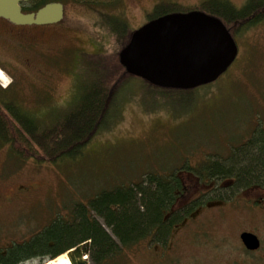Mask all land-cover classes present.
<instances>
[{
  "label": "rangeland",
  "instance_id": "obj_1",
  "mask_svg": "<svg viewBox=\"0 0 264 264\" xmlns=\"http://www.w3.org/2000/svg\"><path fill=\"white\" fill-rule=\"evenodd\" d=\"M161 1L194 7L206 0H62L65 18L45 32L43 44L23 53L11 41H0V69L9 72L5 85L12 72L16 101L35 111L42 106L34 104L44 100L66 101L71 89L73 100L79 99L85 85L96 80L93 63L111 68L115 78L124 41L150 21L148 14ZM226 1L235 8L246 2ZM235 40L237 60L210 84L172 89L126 76L129 86L112 123L74 158L39 162L0 146V189L11 196L17 186L26 187L15 204L0 212V246L31 240L55 218H67L74 204L88 203L102 190L138 183L148 174H176L185 185L177 205L197 203L187 219L176 223L177 234L170 228L164 240L149 239L136 256H127L126 248L121 259L106 264H264V211L251 207L249 189L231 187V177L214 182L197 176L214 160L235 161L247 143L264 138V20L238 32ZM76 69L83 73L74 90ZM244 231L257 234L261 247L246 249L240 239ZM70 263L62 254L22 264Z\"/></svg>",
  "mask_w": 264,
  "mask_h": 264
},
{
  "label": "trees",
  "instance_id": "obj_2",
  "mask_svg": "<svg viewBox=\"0 0 264 264\" xmlns=\"http://www.w3.org/2000/svg\"><path fill=\"white\" fill-rule=\"evenodd\" d=\"M190 11L217 16L235 39L238 32L264 20V0H246L241 8H235L226 0H206L194 7L161 1L148 16L151 21L167 14ZM131 34L124 41L125 45ZM91 68H96L93 70L96 80L85 85L87 89L79 99L73 100L76 93L72 92V99L57 116L52 110L30 112L15 100L0 104V146L8 145L18 158H34L39 162H57L79 155L101 128L110 126L129 86L126 76L130 74L119 60L113 80L112 69L104 64L93 63ZM79 73H83L82 69H76L74 90L80 82ZM1 95L0 92V99ZM117 95L119 100H116ZM246 146L237 151L234 162L214 160L212 166L201 168L197 176L201 181L214 182L231 177L233 188L248 189L253 183L264 184V138L252 140ZM223 188L220 184L218 190ZM184 190V182L176 174L160 177L154 173L135 184L102 190L88 203L74 204L67 218H55L31 240L14 243L6 256L0 254V264H20V257L32 256L33 253L56 257L89 239L91 258L96 264L120 259L122 247L129 246V242L134 243L147 236L151 241H162L172 225L189 216L197 203L177 205V199ZM104 226L111 227L112 232Z\"/></svg>",
  "mask_w": 264,
  "mask_h": 264
},
{
  "label": "water",
  "instance_id": "obj_3",
  "mask_svg": "<svg viewBox=\"0 0 264 264\" xmlns=\"http://www.w3.org/2000/svg\"><path fill=\"white\" fill-rule=\"evenodd\" d=\"M0 0V17L14 24H51L64 17L61 1L49 2L35 12L25 13L21 2ZM238 46L217 16L203 11L171 13L134 30L119 53V61L130 75L153 85L193 89L218 80L233 64ZM240 239L246 249L260 247L257 234L244 231ZM89 242L80 243L66 254L71 264H88Z\"/></svg>",
  "mask_w": 264,
  "mask_h": 264
},
{
  "label": "flooded vegetation",
  "instance_id": "obj_4",
  "mask_svg": "<svg viewBox=\"0 0 264 264\" xmlns=\"http://www.w3.org/2000/svg\"><path fill=\"white\" fill-rule=\"evenodd\" d=\"M49 2H54L52 0H29V1H24L21 2V9L23 12L25 13H30V12H35L37 10H39L40 8H42L43 6H45L47 3ZM64 4V3H63ZM65 14H66V8H65V4H64V17L65 18ZM62 19V20H63ZM62 20L57 22V23H51V24H14L12 22H10L9 20L0 17V41L3 40H9L11 41V43L21 52H25V51H29L28 48L31 46H39L41 44H43L44 42L42 41L43 39L41 38L43 35H45V32L52 29L55 30L58 28V26L61 25ZM57 57L61 58V55H58ZM28 62L31 61V57L29 55L26 54V57ZM49 62H52V60H48ZM54 63V61H53ZM27 66V63H24ZM55 65V63H54ZM1 68L5 71H3L4 75L7 76L9 75V72L7 71L8 69L4 66H1ZM8 74V75H7ZM10 77L12 78L11 83L9 84V86L4 85V88H0V92H1V99H0V104H7L9 101H14L18 104H20L19 102H17L16 98H14L13 93H14V85L17 83V77L10 72ZM8 83V81H7ZM51 86V84H50ZM50 89H53L52 87H50ZM72 89L70 91V96L69 98L64 101V102H57V100L53 99L51 101V99L48 100H44L42 102H38L34 105H40L42 106L41 110L46 111V110H52L54 115H59L62 113V111L65 109L67 103L72 99ZM36 99V96L34 94L33 96ZM9 102V103H10ZM22 106V108L25 109L24 105L20 104ZM30 112H36L35 110L32 109H27ZM38 110V111H41ZM3 146V145H1ZM233 180H231L230 182L232 183ZM249 189V193L251 192L252 195H247V201L250 203L251 207H257L260 210L264 211V184H258V183H253L252 186ZM247 189V190H248ZM257 189V190H256ZM26 191V187H22V186H17L15 188V192L13 193V195L8 196L6 195L1 189H0V212L3 211L4 209H6L7 207L11 206L12 204H15L17 200L20 199V197L22 196V193ZM188 218V217H187ZM186 218V219H187ZM178 224H174L172 225L171 228V233H175V235L177 234L178 231ZM110 228V232H112L111 227ZM259 237V236H258ZM260 238V237H259ZM150 239L151 241V237L147 236L143 239H139V241H136L134 243L129 242V246H123L122 247V251L123 252L126 248L129 249V251H125L127 256H136L138 253H140V246L142 244H144L145 242H148ZM25 241H22V243ZM84 242H89V252L86 255V259L88 261V264L92 263V264H96L93 260V258H91V240H86L83 241L81 243ZM17 243V242H16ZM120 243V242H119ZM121 244V243H120ZM12 245L10 244V241H7L6 244H2L0 246V254L3 256H6L9 252V249H11ZM260 247H261V239H260ZM51 255H45L43 253H33L32 256H22L19 258L18 261H20V264L22 263H26L28 261H37L39 263L44 262L48 257H50ZM60 255H57L56 257H50L52 259H56L58 258ZM121 259V258H120ZM105 264V262H104ZM108 264H112L111 262H109Z\"/></svg>",
  "mask_w": 264,
  "mask_h": 264
},
{
  "label": "bare ground",
  "instance_id": "obj_5",
  "mask_svg": "<svg viewBox=\"0 0 264 264\" xmlns=\"http://www.w3.org/2000/svg\"><path fill=\"white\" fill-rule=\"evenodd\" d=\"M7 78L4 75V73L2 72V70L0 69V81H2L4 83V85L7 83ZM66 255V254H65ZM67 256V255H66ZM70 260V259H69ZM71 262V261H70ZM71 264V263H70Z\"/></svg>",
  "mask_w": 264,
  "mask_h": 264
}]
</instances>
